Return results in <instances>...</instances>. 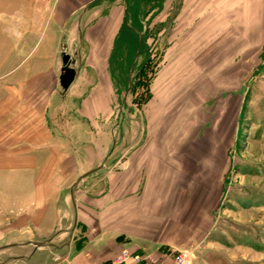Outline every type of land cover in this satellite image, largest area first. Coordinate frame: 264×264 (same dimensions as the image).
<instances>
[{
    "label": "rangeland",
    "instance_id": "obj_1",
    "mask_svg": "<svg viewBox=\"0 0 264 264\" xmlns=\"http://www.w3.org/2000/svg\"><path fill=\"white\" fill-rule=\"evenodd\" d=\"M12 1L0 0L4 23L12 3L33 0ZM126 1L143 52L126 29L108 57H88L80 42L82 69L68 89L59 42L49 58L36 57L40 41L1 43L0 81L19 65L31 67L28 78L49 62L34 92L50 113L52 143L78 153L71 168L52 170L44 206L30 199L39 186L5 185L11 171L0 169V264H100L115 247L162 257L186 250L187 264H264V0ZM133 55L125 90L118 64ZM105 77L109 100L82 113V96ZM104 162L70 201L73 176Z\"/></svg>",
    "mask_w": 264,
    "mask_h": 264
},
{
    "label": "crops",
    "instance_id": "obj_2",
    "mask_svg": "<svg viewBox=\"0 0 264 264\" xmlns=\"http://www.w3.org/2000/svg\"><path fill=\"white\" fill-rule=\"evenodd\" d=\"M12 5L10 23H6L8 21L4 23V17L0 13V47L1 43L8 39L18 43L28 40L40 41L44 43L43 49L36 50L38 52L36 57L49 58L54 56L53 50L52 53L50 52L51 46L59 42L62 59L63 45L67 44L68 47L65 50L75 61L72 66L76 69L73 83L82 69L81 67L78 70V43L86 45L87 56L90 58L108 57L121 26L126 22L128 7L126 0H33L17 5L12 3ZM17 26L25 28L18 29ZM4 29L5 35L10 36L5 39ZM1 56L2 49H0ZM46 64L48 66L44 65L40 70L32 71L33 76L28 78L25 74L31 67L28 64L19 65L10 74L8 73L7 80L0 81V91L5 90L3 94H0V169L11 171V178L5 185L39 186L40 189L35 193L37 195H32L30 199L40 201L42 204L40 206L50 201L51 188L56 186L52 184V170H56L57 166L62 168L65 163L66 169L71 168L72 163H69L68 159L71 154L78 153V145L70 147L66 145L64 151H60L61 146L58 143L56 145L52 143L51 131L46 123V118H48L46 116L50 113L46 115L45 109L37 101L34 92L36 83L32 81L38 73H46L50 70L49 62ZM61 68L62 66L59 68V83ZM99 85L100 89L96 85L91 89L95 92L91 91L92 93L88 92L82 96L79 107L82 113H89L92 105L95 106L94 111L97 112L100 106L105 105L109 100L112 94L110 81L105 77ZM76 109L78 111V104ZM114 127L115 125H112L109 128L110 138L106 143L107 148L115 143ZM60 153H64L61 160L58 157ZM100 165L86 172H77L73 176V184L72 182L68 184L70 201L72 199L74 202V189L82 180L79 178L88 171L97 169ZM76 205V220L78 221V204ZM30 219L33 222H41L44 220V215L32 213ZM47 219H51L50 214L47 215ZM86 222L90 227H94L90 224V220ZM42 230L51 232L50 229ZM115 248L116 252L113 256L122 250L120 247ZM86 262V264H97L91 259Z\"/></svg>",
    "mask_w": 264,
    "mask_h": 264
},
{
    "label": "built area",
    "instance_id": "obj_3",
    "mask_svg": "<svg viewBox=\"0 0 264 264\" xmlns=\"http://www.w3.org/2000/svg\"><path fill=\"white\" fill-rule=\"evenodd\" d=\"M188 251H181L167 257L153 253H138L129 249L122 250L118 255L102 264H187Z\"/></svg>",
    "mask_w": 264,
    "mask_h": 264
},
{
    "label": "trees",
    "instance_id": "obj_4",
    "mask_svg": "<svg viewBox=\"0 0 264 264\" xmlns=\"http://www.w3.org/2000/svg\"><path fill=\"white\" fill-rule=\"evenodd\" d=\"M138 1H137V3H138ZM127 16H128V8H127V11H126V22L123 24V26L121 27V29H120L117 37H116L115 46L117 47V45L119 43L118 40H119V37H120L122 31L124 29H126L127 31L132 32V34H134L136 36L135 37V47H136L135 49L139 50V54L141 55V52H143V47H144V43H145L144 37L143 36L141 37L140 34H139L140 29H142L141 24H139V25H131L129 23V20H128ZM124 43L125 44L123 46H125L127 44L126 42H124ZM126 46H128V44ZM136 64H137V62L134 63V55L130 58L129 61H128V58H124V60H122V59L119 60L118 68L120 69L122 67V69H123V71H122V75H123L122 80L123 81H122L121 84H125V87H126L125 90L128 89V87H129L130 75L132 74L131 73L132 66L134 65V69H135ZM119 65H122V66L119 67ZM134 79H135V75H134V72H133L132 89H133Z\"/></svg>",
    "mask_w": 264,
    "mask_h": 264
},
{
    "label": "water",
    "instance_id": "obj_5",
    "mask_svg": "<svg viewBox=\"0 0 264 264\" xmlns=\"http://www.w3.org/2000/svg\"><path fill=\"white\" fill-rule=\"evenodd\" d=\"M68 47L67 44L63 45V52H62V62L63 66L61 68V74H60V85L64 89H68V87L71 85V83L74 81L76 76V69L71 66V57L65 50ZM105 165V162L102 163L97 169L88 171L87 173L83 174L79 180L83 179L84 177L88 176L89 174L93 173L94 171L99 170Z\"/></svg>",
    "mask_w": 264,
    "mask_h": 264
}]
</instances>
